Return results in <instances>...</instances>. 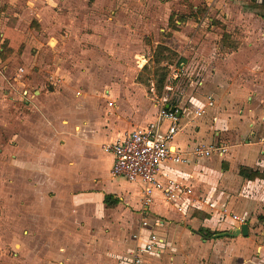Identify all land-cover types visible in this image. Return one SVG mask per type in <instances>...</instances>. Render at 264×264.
Listing matches in <instances>:
<instances>
[{"label":"rangeland","instance_id":"obj_1","mask_svg":"<svg viewBox=\"0 0 264 264\" xmlns=\"http://www.w3.org/2000/svg\"><path fill=\"white\" fill-rule=\"evenodd\" d=\"M246 1L0 0V264H33V261L39 264L35 261L37 253L33 245H42L39 241L45 245L46 240L52 239L51 236L46 239L47 235L40 237L38 242L31 238L30 231L36 223L29 198L35 193L29 181L35 176L32 178L28 171L33 165L28 157L15 158L17 148L12 137L30 127L29 106L33 103H53L59 109L68 108L77 103L82 94L99 95L104 99V89H113L120 95L125 93L121 101L124 114L141 117L147 107L156 102L159 105L161 97L167 94L170 106L179 103L185 108L181 131L189 136L190 127H199L214 116L212 108L201 115L192 112L194 107L204 106L206 95L211 94L218 111L236 114L240 108L245 110L244 131L223 123L207 127L212 136L208 140L194 137L197 141L187 154L191 151L194 155L192 149L198 142H216L225 145L228 151L230 142L246 139L258 143L264 156V147L259 142L264 134V16L247 8ZM190 7L201 9L196 20L189 16L192 23L176 22L177 28L169 26L172 13L174 18L178 14H188ZM7 24L24 33L20 51H3L2 33ZM158 42L177 52L176 56L162 62L168 71L175 61L183 62L178 77L170 76L160 93L153 86L156 79L153 52ZM146 123L141 120L138 124ZM167 124L168 121H162V129ZM181 135L177 134L174 140L179 141ZM94 149L95 156L88 163L90 167L81 165V173L85 176L80 177L86 180L85 184L74 181L76 185L72 186L75 197L65 190L64 194H56L51 186L55 176H51L52 181L42 194L37 195L50 198L49 204L42 208L44 215L47 211L53 214L56 207L59 208L58 217H54L58 221L48 219L43 225H48L47 230L62 229L63 237L55 240L69 251L65 261L130 264L132 248L144 240L149 230L148 227L142 230L141 218L146 216L151 222L150 229H153V219L159 222L154 230L164 241L160 247L164 258L183 264L189 255L178 249V235L183 230L194 229L193 224L186 221L195 216L202 220L196 223V228L204 226L216 233L239 227L242 222L249 225L247 236H224L221 242L211 244L205 255L194 253L195 264H234L238 250L244 251L243 264H264V182L251 183L240 176L234 186L218 185V196L204 195L215 205L210 213L198 212L189 217L187 213L192 211L191 207L179 210L159 192L145 208L140 201L141 189L135 193V184H124L125 180L118 177L111 179L110 154L100 145ZM180 153L186 160L173 163H190L189 156ZM255 158V162L242 160L241 164L264 170V157L259 158L258 154ZM47 160L54 169L65 168L62 166L67 162L66 158L55 159L54 156ZM74 161L71 158L70 165ZM171 167L172 175L166 173L167 177L191 184L186 178L173 176L186 166L174 164ZM71 169L76 173L75 168ZM75 173L69 172L71 183ZM94 176L103 182L112 181L110 188L121 198L117 205L109 208L94 205L87 192ZM214 176L219 179L218 172ZM194 186L193 194H189L197 197L200 194L195 190L201 186L197 185V189ZM64 195L70 198L65 200L69 205L56 206L55 198ZM132 195L135 200L124 201ZM165 208L168 212L163 210ZM174 244L176 253H182L181 258L174 256ZM44 255L52 257L50 253Z\"/></svg>","mask_w":264,"mask_h":264},{"label":"crops","instance_id":"obj_2","mask_svg":"<svg viewBox=\"0 0 264 264\" xmlns=\"http://www.w3.org/2000/svg\"><path fill=\"white\" fill-rule=\"evenodd\" d=\"M102 94L104 95V99L99 95L82 94L76 100V104L72 103L71 106H69L68 108L61 107V109H59L58 106L53 103L51 105L33 103L29 106L31 110V122L29 123L30 127L26 128L24 131L21 130L18 134L15 133L12 135V137L14 138L13 140L16 142L17 148L15 158H22V156L28 157L30 161L32 160L31 165H33L31 171H28L29 173H31L32 178L33 176H35V179L33 181H29L31 191L35 193V196H30L29 198V206L31 208L30 210L35 212L34 217L36 223L35 228H32V230L30 231L31 238H35L38 242V239H40V237L42 236L44 237L47 235L45 237L46 239L47 237H52V239L48 238L49 240H46L45 245L41 241L39 242L42 245H37V243L33 245L34 247H36L34 251L37 253L35 261L39 264H72L71 262L64 260L65 255L69 253L68 249L64 248L63 246H60L58 244L59 241L55 240L61 239L63 237V234L60 233L62 229L60 227H52L51 229L49 228V230H47L48 225H43V223H47L48 219H54L58 221V219L55 218L59 215L58 207H56L55 213L48 214L47 211V213L45 212L44 215L42 208L49 204L48 202L50 198H48V196H37L38 194H42V190H44L45 187L49 186L48 183L51 182L53 178H51V176L56 177L53 179L51 185L54 188L56 194H64L65 190L66 192L68 191L73 197H75V194H72V192L74 191L72 186L76 185V183L83 185L85 184L86 180L80 177L81 175H84L81 173V165H86L87 167H90L88 163H91V158L95 156V146L100 145L101 147V142L103 143L107 140H113L114 138L122 134L125 130L130 129L132 127H137L134 125H139L138 123L141 120L144 122L151 121L153 118H155L157 109L159 107L156 102L155 104H153L152 107H147V109L143 111L144 114L141 117H134L132 116V114L131 116L127 117L124 114V107H121V101H124L123 96L125 95V93L122 92V94L120 95L117 90L113 91V89H104ZM210 108L213 109L211 114L214 116L212 118H208V120H205V122L203 121L201 126H199L198 123L199 127H190L191 135L189 136H191V138H189L188 135L182 132L184 125L180 123L181 127L175 134V136L179 133H181L182 135L179 137V141H176L173 138L171 142L173 149H175L177 152L184 153L186 156H189L190 163L168 162L163 166L161 170V172L163 173H168L169 175H172L170 172L172 171V165L181 164L186 166L184 170L175 172L173 176H176L178 178H186V180L190 181L192 185L195 184V186L193 185L194 187L200 185V189H197L196 187L197 192L201 194L203 193V195H207L209 198L219 195L220 190L218 191L217 189L218 185H227L228 187L234 186L236 183H238L239 179L237 178L241 176L238 173L239 166H244V163L241 164L242 160H254L255 162V157H257L258 154L259 158L264 157L263 155H261L262 150L260 145L255 141L246 142V139H243L239 142L237 141L236 143L235 141L230 142L228 151L223 155H212L210 157H202L195 159L191 151L190 154H187L190 147L195 143L194 141H197L194 137H198L196 138L198 140H208L212 136L210 132H207V127H213V125L217 127L219 125L221 126V123H223V125H226L227 127L237 126L239 130H241V132L244 131L243 118L245 117V110L243 108H240L236 114H228L227 111H220V109L218 111V109L216 108V104H214L213 107ZM210 108H208L207 112L211 110ZM51 156H54L55 159L66 158V165L62 166L65 168L54 169V167H52L47 160ZM110 156L111 161L108 163L109 172L113 159L112 154H110ZM71 158L75 159L76 161L72 162V165H70ZM262 160H264V158H262ZM220 163L221 165H223L222 168H220ZM71 168H75V170H77L76 173ZM253 169L264 171L259 168ZM69 172L71 174L75 173L72 179V183L70 182L71 180H69L72 177H69ZM210 172L214 173L212 174ZM217 172L219 178L218 180L214 179V174ZM110 178L114 179L115 177L110 176ZM247 180L251 183L256 180L264 182V179L260 178H256L254 180ZM92 182L94 185L92 184L89 188H87V190H89L87 192L89 194V198L93 200L95 206L100 207L101 205H104L108 208L111 207L105 205V203L103 202V198L106 194H111L113 198L118 199L117 203L112 206H115L120 202L121 198L115 195L113 193V189L110 188V183L112 181L110 183L107 181L103 182L101 181L100 177L94 176L90 183ZM119 183L117 184L119 185ZM123 183L135 184V193H138L136 191H139L141 189V186L137 182H129L125 180L123 181ZM224 195L227 196V192ZM66 199L70 198H67L64 195L61 198H55L56 201L54 200V203H56V206L66 207L69 205L68 201L65 202ZM132 199L135 200L136 197L132 195L131 198L128 199V201L125 200V198L124 201L129 202V200ZM222 204H224V202ZM224 205L227 207V203H225ZM218 206L221 205L218 204ZM163 210L168 212L166 208ZM189 212L187 213L189 217L198 212L208 213L198 209H194ZM193 217L194 218L191 219L189 218L186 222H190L188 224L192 223L193 225L191 226L194 227V229L181 231L178 235V243L176 244L178 246V249H180V252H185V255H189L186 259L187 261L183 264H195L194 253H200L205 255L206 252L209 250L211 244L214 246L218 242H221L223 238H201L199 233L196 232L199 227L196 228L195 225L197 222H201L202 220L200 217ZM60 219L61 218H59V220ZM43 226H45V229H43ZM168 234L169 233H167V235ZM50 240L52 241L50 242ZM177 246H175V244L173 245V249L175 250L174 256L176 257V259L178 257L181 258L182 255V253L181 255H178V253H176ZM161 252L162 251L159 250L157 253L151 255L150 257H147L146 259H144L142 264H182L175 263L174 261L173 263L168 262L164 258L165 255ZM45 253L52 254V257L48 258V256H43V254ZM236 254L238 255V257L237 261H235L234 264H243L244 251L238 250ZM228 255L229 254H227V256Z\"/></svg>","mask_w":264,"mask_h":264},{"label":"built area","instance_id":"obj_3","mask_svg":"<svg viewBox=\"0 0 264 264\" xmlns=\"http://www.w3.org/2000/svg\"><path fill=\"white\" fill-rule=\"evenodd\" d=\"M182 68L183 62L175 61L173 66L171 64V70L169 69L166 80L170 76L173 79L178 77ZM168 101L167 94L161 97L155 118L145 125L127 129L113 140L101 143L102 150L113 156L110 174L112 177L137 182L141 186L140 201L145 208L150 206L155 194L159 192L166 201L175 203L179 210L191 207V210L198 209L210 213L211 208L215 205L213 202H209L208 197L201 193L197 197L192 196V192H194L192 184L182 183L161 172L163 166L168 162L186 160L183 154L172 149L171 144L181 126L180 122L185 114V108L178 103L173 104V110H171ZM205 101L204 106L192 109L193 114L201 115L214 105V97L211 94L206 95ZM162 121H168L165 129H162ZM259 142L264 147V134L259 137ZM226 151L225 145L216 142L209 144L198 142L192 149L196 158L223 155ZM195 191L197 192V190ZM152 222L153 229H150V220L146 216L141 218L142 230L147 227L149 230H146L144 240L132 248L130 264H142L145 257L157 253L164 244V241L154 230V226L159 222L154 219Z\"/></svg>","mask_w":264,"mask_h":264},{"label":"trees","instance_id":"obj_4","mask_svg":"<svg viewBox=\"0 0 264 264\" xmlns=\"http://www.w3.org/2000/svg\"><path fill=\"white\" fill-rule=\"evenodd\" d=\"M244 5L247 6V8H249L251 11L257 13L258 15L264 16V0H247L246 2H244ZM192 8L191 7L189 8L188 14H183V13L178 14L176 15L175 18L173 16L175 14L172 13L168 19L169 26L172 28H177L178 26L176 22H180L181 24L192 23L193 19H190L189 16H193L194 20H196L200 14L201 9L198 7L196 9H192ZM169 35L170 33L167 34V36ZM2 37H3V42H2L3 51L17 52L20 51L21 48H23L24 33L18 30L17 28L13 27L12 25L7 24L4 27ZM196 40L197 39H195L193 42L196 43ZM176 55L177 52L163 42H158L157 45L155 46L153 52V63L155 64L154 72L156 74V79L155 82H153V86L156 92L160 93L161 89L164 87L166 76L168 73V67L166 65H162V62L164 60L167 61L171 57H174ZM143 68H146V65H143ZM143 83L149 85V82L146 83V81H143ZM238 173L244 178H247L249 180H254L256 178L264 179V171L253 169L247 166L240 165L238 169ZM117 201L118 199L113 198L111 194H106L103 198V202L107 206H112L115 203H117ZM263 209H264V205H263ZM196 232L199 233V235L203 239L210 238L214 233H216V231L204 226H200L196 230Z\"/></svg>","mask_w":264,"mask_h":264},{"label":"water","instance_id":"obj_5","mask_svg":"<svg viewBox=\"0 0 264 264\" xmlns=\"http://www.w3.org/2000/svg\"><path fill=\"white\" fill-rule=\"evenodd\" d=\"M168 106V105H167ZM171 110H173V106L169 107ZM243 235L247 236L249 234V225L247 222L240 223L239 227H236L234 229L226 230V231H220L218 233H214L212 236L214 238L218 237H224V236H237V235Z\"/></svg>","mask_w":264,"mask_h":264},{"label":"bare ground","instance_id":"obj_6","mask_svg":"<svg viewBox=\"0 0 264 264\" xmlns=\"http://www.w3.org/2000/svg\"><path fill=\"white\" fill-rule=\"evenodd\" d=\"M172 149H173V147H172Z\"/></svg>","mask_w":264,"mask_h":264}]
</instances>
